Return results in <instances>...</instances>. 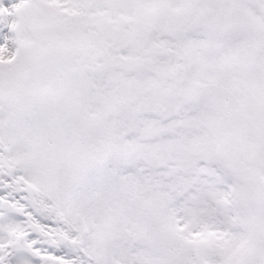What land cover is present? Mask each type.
Here are the masks:
<instances>
[{"label":"snow or ice","instance_id":"snow-or-ice-1","mask_svg":"<svg viewBox=\"0 0 264 264\" xmlns=\"http://www.w3.org/2000/svg\"><path fill=\"white\" fill-rule=\"evenodd\" d=\"M0 264H264V0H0Z\"/></svg>","mask_w":264,"mask_h":264}]
</instances>
